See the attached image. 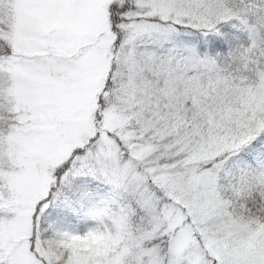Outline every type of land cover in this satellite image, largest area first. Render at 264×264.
Segmentation results:
<instances>
[{"label": "snow or ice", "instance_id": "6c2138e0", "mask_svg": "<svg viewBox=\"0 0 264 264\" xmlns=\"http://www.w3.org/2000/svg\"><path fill=\"white\" fill-rule=\"evenodd\" d=\"M0 264H264V0H0Z\"/></svg>", "mask_w": 264, "mask_h": 264}]
</instances>
